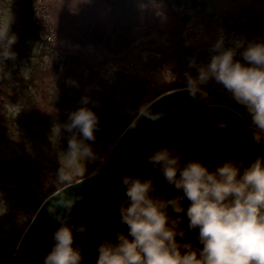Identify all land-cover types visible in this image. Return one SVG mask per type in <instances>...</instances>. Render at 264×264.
Here are the masks:
<instances>
[{"label":"clouds","instance_id":"1","mask_svg":"<svg viewBox=\"0 0 264 264\" xmlns=\"http://www.w3.org/2000/svg\"><path fill=\"white\" fill-rule=\"evenodd\" d=\"M16 42L17 37L10 35L8 28L0 29L3 62L16 59L12 51ZM234 45L225 48L221 37L210 49L206 64L190 59L188 66L196 74L185 72L182 90L197 104L206 102L211 108L214 105L206 86L214 81L230 103L243 109V113L236 114L250 133L248 145L261 147L264 146V43H249L245 48L243 41L238 40ZM237 49H244L240 53L243 63L236 59ZM81 103L88 105L90 99L84 97ZM151 108L152 103L140 106L131 125L133 129L141 118L155 122L168 115L154 113ZM209 122L217 131L229 128L228 123L213 115ZM54 127L71 136L67 151L58 156L53 191L42 204L59 225L52 234L51 251L43 257V264H84V251L75 243V236L87 235L88 225L73 223V212L85 197L70 194L69 190L85 180L77 179L85 176L82 161L104 163L88 143L96 140L99 118L85 106L71 112L67 123ZM182 156L174 143L168 144L140 165L160 172L163 182L172 189L171 198L157 193L155 178L120 177L124 191L118 201L119 216L127 231L117 232L113 242L105 228L94 264H264V155L248 165L231 155L220 164L213 161L211 170L205 164L208 158L204 154L196 153L187 162ZM185 216L186 229L181 228ZM189 232L197 233L199 247L186 239Z\"/></svg>","mask_w":264,"mask_h":264},{"label":"rangeland","instance_id":"2","mask_svg":"<svg viewBox=\"0 0 264 264\" xmlns=\"http://www.w3.org/2000/svg\"><path fill=\"white\" fill-rule=\"evenodd\" d=\"M173 1L45 0L47 22L52 27V32L48 31L47 36L49 41L54 42L53 48L55 46L63 50V56L40 57L36 54L43 49L42 43L27 38L18 23V0H0V29L8 28L10 35L17 37L16 43L20 47L12 50L16 53L15 60L3 62L0 59L1 128L6 126L1 115L13 117V122L8 120L10 129L0 131L3 134H0V166L3 168L6 165L9 172V175L0 174V259H12L20 240L18 236L25 231V223L32 216V203L20 190L31 191V199H34L35 205L36 197L47 193L43 183L55 179L59 154L68 149L71 134L54 126L67 123L70 113L66 105L52 106L51 99L61 92L73 101L70 104L75 105V101L88 97L90 104L95 107L110 108L116 116L121 115L125 121L132 122L142 104L148 105L163 93L184 88L168 85L167 80L171 81L176 72L170 71L173 69L169 59L172 54L171 45H161L160 39L165 37L169 40L172 36L167 32L169 29L161 28L157 18H166L170 25L173 18L185 13L193 16L191 21L196 24L202 22L207 3L220 8L224 2L227 7L231 1L246 6L252 0H220L216 3L195 0L194 5L185 6L177 15L172 12ZM193 11H199L200 14L194 16ZM161 46L164 47V52L161 51ZM165 56L170 61L163 67ZM61 58L63 63L61 61L59 67L55 66L54 62H59ZM194 58L198 63L205 64L198 53ZM31 69L34 71L33 76L28 79L23 77ZM192 71L190 69L195 75V70ZM8 73L10 75H6ZM139 83H143L144 88L141 85L138 88ZM139 89H149V93L142 98L135 110L129 112V103L121 101L140 91ZM210 90L218 99L227 95L214 82ZM114 93L119 95L118 99ZM210 98L213 103V97ZM224 104L243 113V109L230 103L228 98ZM23 109L29 115L39 117L40 126L38 133L19 138L13 128L17 126L16 119L21 116ZM10 132L14 135L13 138L7 137ZM103 133L96 131L95 142H88L93 151L106 140L107 135ZM81 164L86 172L91 163L84 164L82 161ZM41 189L44 194L40 193ZM17 199L23 203L21 207L26 211L24 218H18L19 225L14 223L17 217L14 215L17 212L15 204H19Z\"/></svg>","mask_w":264,"mask_h":264},{"label":"water","instance_id":"3","mask_svg":"<svg viewBox=\"0 0 264 264\" xmlns=\"http://www.w3.org/2000/svg\"><path fill=\"white\" fill-rule=\"evenodd\" d=\"M139 98V94L131 98L129 112L135 110ZM151 103L154 113L165 112L167 117L155 122L141 118L134 129L131 127L132 121L107 153L96 175L83 178L82 184L69 190L70 194L85 197L76 204L73 212V223L88 225L87 235L75 236L74 233L75 243L84 251V264H94L100 235L105 228L108 229L109 240L113 242L117 232L127 231L126 226L120 223L118 207L124 191L121 176L155 178L157 193L171 198L169 193L172 189L163 182L160 172L151 166L140 167L143 160L156 150L174 143L183 154L184 162L196 153L204 154L208 158L205 164L210 170L213 161L220 164L231 155L238 157L245 165L264 155V146L248 145L250 133L245 131L244 120L236 114L238 111L226 109L230 108L228 106L213 104L210 108L206 102L197 104L183 90L161 95ZM210 115L228 123L229 128L217 131L209 122ZM42 204L22 234L13 259L0 264H43V257L51 251L52 234L59 225L49 216L46 207L42 208ZM187 226L185 216L181 228L186 229ZM196 235V232H189L186 239L199 247Z\"/></svg>","mask_w":264,"mask_h":264},{"label":"flooded vegetation","instance_id":"4","mask_svg":"<svg viewBox=\"0 0 264 264\" xmlns=\"http://www.w3.org/2000/svg\"><path fill=\"white\" fill-rule=\"evenodd\" d=\"M209 1L216 3L220 0ZM173 3L174 6H172V12L173 14L177 15L181 12L179 10L185 8V6L191 7L194 5L195 0H174ZM225 4L226 2H224L222 7L219 8V6L215 7L207 3L204 7L205 16L202 18V22L200 21L196 24L191 21L194 17H190L185 13H183L181 16L178 15L175 19L173 18V22L170 25L167 24L168 22L166 21V18L165 20H162L161 17L157 18L158 24H160L161 28L169 29L167 32L171 34L169 35L170 37L172 36V38H169V40H166L165 37L161 38L160 36L161 45H163V43L164 45H168L169 43L171 45L170 49L172 50V54L169 56L171 61L168 59V56H165L166 60L162 63L163 65H161L164 67L165 63L170 61L173 65V69L170 71L175 70L176 72V75L174 77L172 76L173 79L171 81L167 80L169 86L174 85L184 87V74L186 70L187 72H190V68L188 66L190 59L194 58L198 53L203 57V60L206 64L210 59V49L221 37L224 39L225 48H233L235 46L234 42L238 40L243 41L245 48L249 43H264V0L249 1L246 6L233 1L230 2L228 7L225 6ZM192 9H194V7ZM193 14L195 16V14H200V12L193 11ZM201 23L203 24L202 26ZM163 48L164 47L161 49L162 52L165 50ZM243 50L244 49H237L236 59L241 60V62L243 60L240 53ZM87 51H90V48H87ZM192 70L193 69H191V72H193ZM213 82H210L206 86L209 96L213 97L214 102L221 104L227 103V95H224L221 97V99H218L213 91L210 90L211 87H213ZM139 86L144 88L143 83H139L138 88H140ZM139 90L140 91L136 92L140 95L138 103H140L142 98L147 96L149 93V89ZM136 93H134L132 96L130 95L126 100L121 102H126V104L127 102L129 103L131 98L137 95ZM115 98L118 99L119 95L116 94ZM0 260L3 262L9 261L7 259Z\"/></svg>","mask_w":264,"mask_h":264},{"label":"trees","instance_id":"5","mask_svg":"<svg viewBox=\"0 0 264 264\" xmlns=\"http://www.w3.org/2000/svg\"><path fill=\"white\" fill-rule=\"evenodd\" d=\"M18 7H17V14H18V23L21 24V28L22 30L25 32V36H27V38H30L36 42H40L42 43V47L43 49H41L40 51L37 52L36 55L38 56H58L60 55L61 57L63 56V50H61V48L59 47H55L53 48V43L49 41V37L47 36L48 31L50 32L52 30V27L50 26V22H47V14L46 11L44 10V5H46L45 0H18ZM52 32V31H51ZM52 45V47H51ZM17 49H20L19 45L16 43L12 46V50L15 51ZM56 54V55H55ZM65 54V53H64ZM67 57V54L65 55ZM63 63V59L61 58V60L59 62L55 61L54 65L59 67L58 65L61 63ZM65 61V58H64ZM34 70V69H33ZM33 72L32 69L29 70L28 74H24L23 77L27 78L28 77H32L33 76ZM34 100V99H33ZM52 101V106H63L66 105V109H68V112L71 113L73 111H77L79 108L81 107H88L90 110H92L99 118V130L101 132H104L103 134L107 135L106 140H104V142H102L99 146H97L94 150V152L97 154V156H99L100 158L104 159L107 155V153L109 152L110 148L114 145V143L116 142V140L118 139V137L123 133V131L128 127V125L131 123V121H125L121 115L116 116L114 114V112L112 111V109L110 108H103L101 109L100 107H95L93 104H88V105H83L81 103V101H75V105L70 104L71 102H73L69 97H65L64 93L59 94V96H54L53 99H51ZM74 107V108H73ZM36 107L33 108V112L34 109ZM73 108V109H71ZM26 109H23V112L21 114V116H18V119H16L17 121V126H14L13 131L17 132V136H19V138H21V136H27V134H31L34 133L36 134V132L38 131V128L40 126V123H38L40 121L39 117H34V114L29 115V112L24 111ZM12 116V115H10ZM4 117V118H2ZM1 119H4L2 122L4 125L3 128H1L0 126V131L2 130V132L7 129H10L9 127V122L8 120H11V122H13V117L9 118V115H1ZM38 133V132H37ZM2 134V133H0ZM23 134V135H21ZM3 135V134H2ZM10 136V137H9ZM9 136L7 135L8 138H13V134L12 132H10ZM6 137V135L4 136ZM6 137V138H7ZM29 137V136H28ZM101 163L99 161H97L96 163H91L87 168H86V172H85V176L91 175L92 173H94L95 171H97V169L100 167ZM9 172L6 169V165L5 167L2 168V166H0V174H4L7 175ZM9 175V174H8ZM84 176V177H85ZM80 179V178H79ZM43 187H45L46 189V194H44V192H40L41 194L44 195H38L37 198V202L35 203V205H33V201L31 197H32V192L31 191H22L20 190L22 193H24L26 195V197L29 199V201L32 203V216L29 220H27L28 222L25 223V228L28 226V224L30 223L32 217L34 216V214L36 213V211L38 210V208L40 207V205L42 204V202L44 201L45 197H47L50 192L53 191L54 185L52 183V181L48 182H44ZM19 202V199H17ZM23 203L19 204H15L17 205V212H15L16 214H14L16 217L15 220V225H19L20 222L18 221L19 219L24 218L26 211H24V209L21 207ZM15 208V209H16ZM19 209V210H18ZM22 211V214H21ZM24 231H22L19 236L18 239L21 238L22 234Z\"/></svg>","mask_w":264,"mask_h":264},{"label":"bare ground","instance_id":"6","mask_svg":"<svg viewBox=\"0 0 264 264\" xmlns=\"http://www.w3.org/2000/svg\"><path fill=\"white\" fill-rule=\"evenodd\" d=\"M182 89H183V88H178V89H175V90H173V91H178V90H182ZM170 92H172V91H170ZM167 93H169V92L163 93L162 95L167 94ZM159 97H160V96H159ZM153 101H154V100H153ZM212 104L217 105L216 102H214V101H213ZM218 105L228 106V105H226V104H218ZM228 107H230V106H228ZM129 108H130V106L128 105V109H129ZM230 108H232V107H230ZM232 109H234V108H232ZM42 203H43V202H42ZM34 215H35V214H34ZM33 217H34V216H33ZM33 217H32V218H33ZM17 244H18V243H17ZM16 248H17V246H16ZM15 251H16V249H15ZM15 251H14V253H15ZM13 256H14V254H13ZM13 256H12V259H13ZM12 259H11V260H12ZM11 260H10V261H11ZM0 262L5 263V262H8V261L3 262V261L0 260Z\"/></svg>","mask_w":264,"mask_h":264}]
</instances>
